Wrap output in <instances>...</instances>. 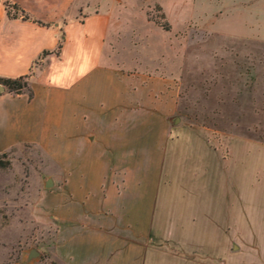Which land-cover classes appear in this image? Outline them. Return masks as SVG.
<instances>
[{
	"label": "rangeland",
	"instance_id": "1",
	"mask_svg": "<svg viewBox=\"0 0 264 264\" xmlns=\"http://www.w3.org/2000/svg\"><path fill=\"white\" fill-rule=\"evenodd\" d=\"M86 1L110 17L104 59L142 85V115L170 107L142 156L147 242L188 264H264V0ZM63 178L37 145L0 154V264H60L44 199Z\"/></svg>",
	"mask_w": 264,
	"mask_h": 264
},
{
	"label": "crops",
	"instance_id": "2",
	"mask_svg": "<svg viewBox=\"0 0 264 264\" xmlns=\"http://www.w3.org/2000/svg\"><path fill=\"white\" fill-rule=\"evenodd\" d=\"M95 7L0 0V77L31 71L32 90L0 93V154L33 144L57 159L64 178L44 199V219L60 264H188L147 242L156 186L142 194V156L162 139L170 107L142 115V85L132 95L128 76L105 62L110 17Z\"/></svg>",
	"mask_w": 264,
	"mask_h": 264
},
{
	"label": "trees",
	"instance_id": "3",
	"mask_svg": "<svg viewBox=\"0 0 264 264\" xmlns=\"http://www.w3.org/2000/svg\"><path fill=\"white\" fill-rule=\"evenodd\" d=\"M4 7L7 13L8 17H14L16 16L18 7L15 4H11L9 2H5L4 3ZM12 10L13 13H12ZM61 39L60 42L58 43L57 46V50L56 52H59L60 48H61V42L64 36V33H61ZM46 52H44L42 55H45ZM31 75V71L30 73L24 74V75H20L18 77H0V85H3L5 90L11 93H15V94H20V93H28V95L31 97L32 96V90L30 88V84H29V77Z\"/></svg>",
	"mask_w": 264,
	"mask_h": 264
},
{
	"label": "water",
	"instance_id": "4",
	"mask_svg": "<svg viewBox=\"0 0 264 264\" xmlns=\"http://www.w3.org/2000/svg\"><path fill=\"white\" fill-rule=\"evenodd\" d=\"M4 86L0 85V93L4 91ZM45 187H50L52 185V180L49 178L47 180H45L44 182ZM39 255V251L35 248H32L28 251L27 253V261H30L32 259H35L36 257H38Z\"/></svg>",
	"mask_w": 264,
	"mask_h": 264
}]
</instances>
